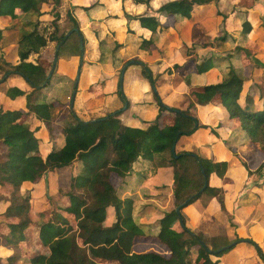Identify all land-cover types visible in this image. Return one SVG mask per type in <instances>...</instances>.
Here are the masks:
<instances>
[{
  "label": "trees",
  "instance_id": "obj_1",
  "mask_svg": "<svg viewBox=\"0 0 264 264\" xmlns=\"http://www.w3.org/2000/svg\"><path fill=\"white\" fill-rule=\"evenodd\" d=\"M43 1L51 3L49 10H40ZM135 1L148 3L150 0ZM254 1L240 0L239 4L250 7ZM61 2L0 0V47L5 41L4 30L9 28L8 21L11 25L20 26L16 49L11 53L16 57L6 60L4 50H1L0 91L9 98L24 99V107H4L0 102V143L4 147L0 159V189L4 193L3 199H0L3 200L0 201L3 203L0 216L10 209L24 210V216L19 220L3 223L0 219V264H14L20 258L25 248L23 244H26L25 231L31 225L38 227L37 237L46 250L31 256L28 264H126L130 257L128 264H244V260L251 255L255 259L252 264H264V179L251 185L259 195L258 204L235 208L241 220L255 217L246 237L242 225L233 219L235 213L231 209L234 208L228 205L232 195L236 197L244 188L252 169L233 149L215 154L212 146L215 142L202 143L198 150L180 148L182 138L209 127L190 111L195 105L192 99L187 101L186 107L179 108L153 91L157 105L154 119L145 128L125 125L119 115L129 101L119 83L120 72L113 80V89H110L107 78L81 83L86 98L107 99L114 94L115 99L122 102L119 109L84 119L68 106L63 125L52 123L54 104L46 101L45 93L53 78L52 74H48L53 65L55 47L60 44L55 54L56 70H60L62 61L70 54L78 55L81 50L80 41H73L70 32H78L84 44L77 19L70 10L67 14L72 26L65 33L58 34L60 13L56 8ZM219 3L220 0H166L156 8L155 14L138 13L129 17L137 19L151 34L170 27L178 32L177 22L189 23L195 30V36L191 35L188 40L186 37L181 48L186 50L197 44L207 47L212 46L209 36L218 25L217 15H221L222 19L230 15L220 8ZM72 5L75 6L74 2ZM96 5L101 6L94 0L86 10L94 11ZM211 6L212 11H207ZM46 15L50 16V30L49 25H40ZM168 16L172 17L170 24L164 22ZM241 22V34L245 39L252 31V24L247 18ZM216 37L218 46L225 38L223 34ZM49 41H53L54 45L51 46ZM150 47L153 59L161 56L154 42L150 41ZM65 51H70V54ZM35 53V62L29 61V55ZM192 58L173 62L172 66L186 68L182 82L186 84L188 95L192 92L203 95V102L199 103L203 117L210 123L214 122L216 129L231 121L245 132L248 141L253 144L250 151H264V91L256 81L257 73L264 76V49L243 51V64L251 69L245 79L235 70L230 55L210 54ZM134 62L140 64L141 74L155 88L158 74L153 75L145 61L136 58ZM216 67L225 68L223 76L216 81H205L207 74ZM163 70L172 71L168 64H163ZM76 71L75 68L74 77ZM82 71L80 68V80ZM10 77L19 80L20 84L6 85ZM79 88L77 84V90ZM209 128L216 134L213 128ZM97 137V146L85 152L86 141ZM30 143L37 148L32 155L26 153ZM165 149L170 150L168 162L172 166L174 207L159 218L160 227L155 239L165 245L169 254L154 250L134 251V240L142 235V230L133 218V199L117 195L110 173L115 171L125 175L131 171L138 157L152 161ZM83 157H91L92 162L84 161ZM75 162H80L77 169L65 170ZM263 165L261 163L259 167ZM257 170L260 171L259 168ZM45 172L51 175L52 182L50 180L48 186L52 189L45 190L35 200ZM58 174L61 177L56 183L55 175ZM213 181H220L221 184L215 185ZM204 182L206 186L203 187ZM67 188V202L54 206L53 203L61 201ZM183 202L179 212H175V207ZM195 202L200 208L191 207ZM109 206L113 207L115 222L102 225ZM190 210L215 219L216 215L221 218L225 215L227 219L231 218L228 225L234 223L233 230L229 232L227 224L219 223L214 227L223 229L221 232L205 235L204 218L197 217L193 221ZM171 212L177 218L178 229L169 221ZM64 213L72 214L74 222ZM232 241L236 243L226 246ZM227 258L229 260L225 261Z\"/></svg>",
  "mask_w": 264,
  "mask_h": 264
},
{
  "label": "rangeland",
  "instance_id": "obj_2",
  "mask_svg": "<svg viewBox=\"0 0 264 264\" xmlns=\"http://www.w3.org/2000/svg\"><path fill=\"white\" fill-rule=\"evenodd\" d=\"M166 0H150L148 3L145 2H136L135 0H97L100 5L94 6V11H87L86 7L93 3L94 0H62L61 5L56 8V10L60 13V18L57 20V25L59 26L58 34L65 33L72 25L67 10L75 16L77 19L78 29L81 32L82 36L85 39L84 42V50L83 53L85 55V59L88 60L91 65V69L93 70L92 75L95 78H104L109 76L110 74H119L123 67L124 74L122 77V89L125 96L128 97V105L124 109H121L120 113L121 119L125 121V123H130L132 125H140L146 127L150 121H152L155 117L156 111V102L153 98V87L149 84L147 79L140 72V64L134 62L135 59H141L145 61L147 66L152 70L153 75H156L155 90L160 97H165L166 99H171L174 102L175 106L179 108H184L187 106V101L192 99L195 105L190 110L192 113L197 114L196 110H198L197 105L200 102H203V95L200 93H187L185 89L186 84L182 82V77L186 74V68L181 66L180 68H175L172 66L173 62H178L180 60L186 58H192L194 56L201 58L207 55H218V56H227L230 55L232 59V64L235 70L245 79L251 73V69H249V65L244 66L242 55L244 50L253 51L259 48L264 49V0H255L254 3L250 6H243L239 4L240 0H220L219 6L225 11L229 12L230 15L226 19H222L221 15H217L218 25L214 30L213 34L209 36V41L211 40L212 46L202 47L200 45H196L195 47H189V49L184 50L181 48L183 41L190 39V36H195V30L192 29V25L184 24L181 22H177L179 25V31L177 32L174 28H167L159 33L151 34L150 31H147L143 28H140L138 24H136L131 17L138 13L144 14H155L156 8ZM74 2L75 6L72 5ZM40 8L42 10H49L51 8V3L49 1H43L40 3ZM213 6L207 11H212ZM214 11V10H213ZM235 13V15H234ZM50 16H44V19L40 21V25L44 26L49 25V30L52 29V25L48 24ZM248 19L252 24V31H250L246 38L244 39L241 34V21L244 19ZM172 20L171 16H168L165 23L170 24ZM259 26V27H258ZM71 39L73 41H80V34L78 32L71 31ZM223 34L225 39L220 40V45H216L217 36H221ZM215 36V38H213ZM211 37V39H210ZM150 41L154 42L157 47L160 49L161 56L153 59L151 54ZM49 44L54 45L53 41H49ZM202 47V48H201ZM70 52V51H69ZM66 53V52H65ZM63 53V54H65ZM189 53V54H188ZM234 54V55H233ZM240 55V56H238ZM36 55H31L29 57L30 60L35 61ZM76 56V55H75ZM193 59V58H192ZM110 62L112 64V71L108 70L110 68ZM94 64V66H93ZM163 64H168L171 68V73L166 72V70H162ZM56 67V64H55ZM54 67V69H55ZM53 71L55 72V70ZM161 71V72H160ZM159 72V73H158ZM225 72L224 67H216L215 70L210 71L207 74V78L205 81H216L223 76ZM254 76V75H253ZM173 77L175 79H173ZM205 78V77H204ZM181 79V81H179ZM73 80L71 76H62L60 81H58L55 86L50 89L47 94L48 100H56L61 106L58 111L54 110V114L52 113V123L63 125L66 118L63 119L66 115V110H68V106L70 108V98L73 90ZM174 80V81H173ZM175 81H179L175 83ZM256 81L258 85L261 86V90L264 91V76H259L257 73ZM77 85V83H76ZM77 89V86H76ZM107 99L99 98L96 100L93 99H82L80 93L75 92L74 98L72 101V109L75 110L77 114L84 116V118L96 117V115H102L111 107L106 105ZM116 102L119 105H122V102L116 99ZM56 112V113H55ZM204 116V115H203ZM206 121V118L203 117ZM209 127L215 130V123L205 122ZM227 124L220 130H215L217 134V142L213 144L214 153H222L224 149L229 152L233 149V152L237 154L243 161L249 164V168L252 169L250 175H248L246 179V184L242 190L234 197L232 195L229 201V208L233 213H235V208L244 205V206H254L258 204L259 195L254 188L251 187L255 182H259L264 179V165L260 168L259 165L264 163V151H260L255 149L254 151H250V148H253V144L248 141V138L243 130L239 127L235 126L231 121L226 122ZM204 129L201 128L200 131L195 135V138L199 143L202 144L201 140L206 142V140H210L214 137L211 134L210 128ZM202 130V131H201ZM216 134H214L216 136ZM98 141L97 138H93L89 141H86V149L85 152H90L93 147H96ZM215 141V140H213ZM198 146H193V150H198ZM28 150H26L27 154H35L37 148L30 143L28 145ZM102 148H105L104 146ZM4 151L3 145L0 143V159L2 158V154ZM170 155V150L165 149L161 154H158L153 159V166L151 168V164H147L146 166L141 165L138 169H133V172H137L135 177L133 176L131 179H127L129 184L131 183L134 186L133 182L142 178V173L147 175V173L151 170H157L158 166L162 167L160 173H158V178L154 180L157 183L156 191L150 190L149 192L154 196H157L153 199H148L146 203H149L156 208L157 213L160 211H164L165 209L171 211L174 207L173 195L170 194V189L172 185V166L168 162V158ZM84 161L91 163V157H83ZM80 162H75L72 166L67 167L66 171L71 168L72 171L77 169V165ZM144 166V167H143ZM260 169L258 171L257 169ZM165 170V171H164ZM71 171V172H72ZM154 171V172H155ZM62 172V171H59ZM63 173V172H62ZM64 174V173H63ZM150 174L153 175V172ZM56 176V183L59 182L60 177ZM113 175V185L117 191V195H123L124 185L123 183H127L126 179L123 182H119L120 180ZM52 182L51 175L45 172L42 175V181L39 185V191H36L35 200L40 197V194L45 190L52 189L49 188L48 183ZM62 180V179H61ZM66 180V179H64ZM133 180V181H131ZM125 181V182H124ZM131 181V182H130ZM167 183H164V182ZM239 182V177L237 179ZM213 183L221 184L220 181ZM54 188V187H53ZM130 190V189H129ZM145 189V191H147ZM148 192V191H147ZM148 192V193H149ZM67 193L68 188L64 189L61 201L53 203L54 206L63 205L67 202ZM4 193L0 189V199H3ZM137 200V197L135 198ZM3 201V200H0ZM144 201H135L137 205V210L142 209L140 207ZM2 202H0V210L3 208ZM198 207L197 202L193 203L191 207ZM200 206V205H199ZM146 209H143V211ZM160 210V211H159ZM155 211L148 210L149 218L152 219L155 216ZM170 215L171 220H169L174 228L178 229V221L173 212ZM191 219L193 221L196 218H204L203 224V233L205 235H213L215 233L221 232L223 229L220 227H214L219 223L227 224L231 219L226 216L216 215L215 218H210L206 215V217L202 216V212L195 213L194 210H190ZM64 215L69 218L72 222H74V217L72 214L64 213ZM109 215V214H108ZM107 215V219H108ZM24 216V210L10 209L5 213L4 216H0V219L3 223L8 221H16ZM226 218V219H225ZM233 219L237 220L243 227V234L248 237L250 233L249 225L255 220L254 216H249L246 220H241L238 215L233 214ZM152 221V220H148ZM216 221V222H215ZM156 224V223H155ZM233 224L230 223L228 225V229L231 232L233 230ZM195 225V223H193ZM3 228V225L1 226ZM197 228V227H195ZM38 227L35 225H31L25 231L26 244H23L25 248L21 252V256L14 264H28L29 258L35 254L43 252L46 250V247L40 242L37 237ZM147 233L152 234L154 232V224L149 223L146 228ZM233 236V235H230ZM135 251H148L154 250L156 252H161L165 255L169 254V251L160 241L158 242L153 235H148L145 238H139L135 242L134 249ZM132 258V257H130ZM129 258V260H130ZM224 258V257H223ZM226 258V257H225ZM129 260L126 264L129 263ZM229 259L227 258L228 261ZM244 264H252L255 261L254 256L251 255L247 260H244ZM102 264H113L109 262H105Z\"/></svg>",
  "mask_w": 264,
  "mask_h": 264
},
{
  "label": "crops",
  "instance_id": "obj_3",
  "mask_svg": "<svg viewBox=\"0 0 264 264\" xmlns=\"http://www.w3.org/2000/svg\"><path fill=\"white\" fill-rule=\"evenodd\" d=\"M40 10H42L41 8H40ZM133 19V18H132ZM136 24H138L139 25V27L140 28H143V29H145V30H147V31H149L148 29H146L145 27H142L139 23H138V21H137V19H134L133 20ZM12 23L11 22H9L8 21V23H7V27H9L8 29H5L4 30V34L6 35V37H5V41L4 42H1V44H2V46L0 47V63H3V59H2V57H1V50H4V53H3V57L6 59V60H10V57L11 56H13V55H11V53L13 52V50H15L16 49V39H17V36H18V31H19V25H17V26H14V25H11ZM11 25V26H10ZM82 42V40L80 39V43ZM84 42H85V39H84ZM82 49L80 50V52H82L81 53V55H82V62H81V65H80V68H82L83 69V71H82V77H81V80L79 79V76H78V80H77V84L80 86V88L77 90L76 89V91L75 92H78V93H80V96L82 97V99H84L85 100V95H84V92H83V89H84V86L83 85H81V83L84 81V82H91V81H96V79H98V80H101V79H105V78H107L108 79V82H109V87H110V89H113L114 88V84H113V80H114V78H115V76H116V74H110L109 76H106V77H104V78H95V76H93L92 75V72H93V70L90 68L91 67V65H92V63H90L88 60H86L85 59V55H84V53H83V50H84V44H83V42H82ZM81 48V47H80ZM202 48V47H201ZM66 52V54H70V52H67V51H65ZM80 52H79V56L78 55H74V54H70V56H68V58L67 59H65V61H62L63 62V64H62V69H60V70H56V68H57V62H56V67H55V72L54 71H52V75H53V78H52V80H51V83H50V86L48 87V89L46 90V93H45V99H46V101H50V102H53V104H54V109L56 110V112L58 111L57 109H59L60 108V106H61V104L58 102V101H56V100H54V99H52V100H48L47 99V94H48V92L50 91V89H52V87L53 86H55L54 84H56L58 81H60V78L62 77V76H71L72 78L74 77V71H75V68L77 69L78 68V63H79V59H80ZM31 55H36V53L35 54H30L29 55V57L31 56ZM37 56V55H36ZM36 56H35V59H36ZM16 56H13L12 58L14 59ZM29 57H28V60L29 61H32V62H35V61H33V60H30L29 59ZM56 61H57V59H56ZM88 63V64H87ZM112 64L113 63H111L110 62V68L111 69H108V70H110V71H112ZM93 66H94V64H93ZM216 69V68H215ZM215 69H213V70H215ZM77 72V71H76ZM75 72V73H76ZM76 75V74H75ZM75 78V77H74ZM79 80H80V82H79ZM14 83H16V84H20V81L19 80H17L16 78H13V77H10V78H8L7 80H6V82H5V84L6 85H10V84H14ZM185 89H187V87L185 86ZM108 97H110V98H107V101H106V105H108L109 107H111L109 110H107V112H109V111H112V110H116V109H119L120 108V106L121 105H119L117 102H116V99H115V96H114V94H111V96H108ZM128 98V97H127ZM165 101H167V102H169V103H172V104H174V102H172V100L171 99H166L164 96L162 97ZM86 99H88V98H86ZM0 102H2L3 103V105H4V107H24V99H23V97H16V98H9V97H7V96H5L3 93H1V91H0ZM125 107H126V105H124ZM123 106V108L122 109H124L125 107ZM197 107H198V110H196V113H197V115L199 116V118L202 120V122H208V123H210L208 120H204L203 119V115H204V113L202 114L201 112H203L201 109H200V107H201V104H199V105H197ZM156 111H157V105H156ZM75 111V110H74ZM156 111H155V113H156ZM55 112V113H56ZM75 113H76V111H75ZM77 114V113H76ZM102 114H104V113H102ZM77 115H79V114H77ZM121 113H120V115H119V118H120V120H121V122L123 123V124H125V125H132V124H130V123H125V121L123 120V119H121ZM206 115H207V113H206ZM80 117H82V118H84V116H82V115H79ZM96 116H98V115H96ZM91 118H96V117H89V118H84V119H91ZM206 124V123H205ZM227 123H225L223 126H221V127H218L217 129L215 128V130H221L225 125H226ZM132 126H140V125H132ZM141 127H144V126H141ZM145 128V127H144ZM204 129H207V128H204ZM200 131V130H199ZM198 131V132H199ZM202 131V130H201ZM198 132H196L195 134H193L192 136H190V137H187V138H185V139H181V141H179V144H180V148H184V149H192V147L193 146H199V145H201V143H199L198 142V140L195 138V135L198 133ZM211 134L214 136V137H212L210 140H206V142H204L203 140H201V142L202 143H204L205 145L206 144H213L214 142H217V140H218V138H217V135L215 136L214 135V133H212L211 132ZM213 140H215V141H213ZM155 158V157H154ZM153 158V159H154ZM153 162V160L152 161H148V160H145L143 157H138L134 162H133V164H132V169H131V171H129L127 174H123V173H121V172H115V171H112L111 173H110V180L112 181L113 180V175L112 174H114L115 176H116V178H118L120 181L119 182H123V180H125L126 179V182L127 183H123V185H124V190H123V195H120L119 197L120 198H124V197H128V196H131L132 197V199H133V201H132V205H133V208H132V214H133V218H134V220H135V222L136 223H138L139 224V226H140V228H141V232H142V235H139L138 237H136L135 238V240H134V243H133V249H134V246H135V242H136V240H138L139 238H145L146 239V237H148V235H153V238L156 236V233L159 231V218H161L162 216H163V214L165 213V212H169L170 211V209L169 210H167V209H165L164 211H160L159 213H157V209L156 208H153V206L152 205H150L149 203H146V201H147V198L149 199H153L154 200V198L155 197H157V196H154L153 194H151L149 191L150 190H152V191H155V192H157L156 191V187L158 186L157 185V183H155L154 182V180H156L157 178H158V173H160V171H161V169H162V167H165V166H158V169L155 171V170H153V171H149L148 173H147V175L146 174H144V172L142 173V178L141 179H139V180H136L135 182H133V184H134V186H132V184L130 183L129 184V182H128V180L129 179H131L133 176L135 177L136 175V173L137 172H133V169H138V168H140L141 167V165H144V166H146L147 164H153L152 163ZM143 166V167H144ZM151 168H154V166L152 165L151 166ZM155 171V172H154ZM165 171V170H164ZM151 172H153V175L152 174H150ZM128 179V180H127ZM172 180V179H171ZM131 181H133V180H131ZM130 181V182H131ZM125 182V181H124ZM112 183H113V181H112ZM164 183H167L166 181L164 182ZM150 189V190H147V189ZM130 189V190H129ZM145 189L149 192H147V191H145ZM171 191H170V194L172 195V185H171V189H170ZM137 197V200L135 199ZM144 201L145 203H142V204H140L141 206L140 207H143L142 209L140 208V210H137V205L135 204V201ZM143 209H146L147 210V212L144 210L143 211ZM148 210H153V211H155L154 213H155V216H153L152 217V219H148L149 218V213H148ZM157 210V211H156ZM109 214V215H108ZM107 215H108V219H107ZM107 215H106V218H105V220L104 221H102V225H111L113 222H115V216H114V210H113V207L112 206H109L108 208H107ZM148 220H152V221H148ZM152 223V224H154V232L152 233V234H150V233H147V230H146V228L148 227V225H149V223ZM156 223V224H155ZM168 250V249H167ZM135 251V250H134ZM169 251V250H168Z\"/></svg>",
  "mask_w": 264,
  "mask_h": 264
},
{
  "label": "water",
  "instance_id": "obj_4",
  "mask_svg": "<svg viewBox=\"0 0 264 264\" xmlns=\"http://www.w3.org/2000/svg\"><path fill=\"white\" fill-rule=\"evenodd\" d=\"M70 32V31H69ZM59 45L60 44H58L56 47H55V50H54V52H53V55H54V58H53V65H52V68L50 69V72H49V74L48 75H50L51 73H52V71H53V69H54V67H55V64H56V59H57V55H55L56 54V51H58V48H59ZM80 47H81V49H82V42L80 43ZM81 53L82 52H80V55H81ZM81 62H82V55L80 56V59H79V63H78V68H77V72H76V75H75V78H74V80H73V90H72V94H71V98H70V108L72 109V101H73V98H74V94H75V91H76V83H77V80H78V76H79V69H80V65H81ZM124 69H125V67H123L122 68V70H121V73H120V81H119V83L121 84V81H122V77H123V74H124ZM153 90L154 91H156L154 88H153ZM125 107V106H124ZM113 112V111H112ZM111 113V112H110ZM104 117H106V116H104ZM204 186H206V182H204V184H203V187ZM202 187V188H203ZM201 188V189H202ZM191 197V196H190ZM189 197V198H190ZM185 202H187V201H185ZM185 202H183V203H180V205H178V206H176L175 207V212H179V209H180V207L182 206V205H184V203ZM180 224L183 226V222H182V220H181V217H180ZM244 240H246V241H249L248 239H244ZM233 243H236V241H232L231 243H229V244H227L226 246H229V245H231V244H233Z\"/></svg>",
  "mask_w": 264,
  "mask_h": 264
}]
</instances>
